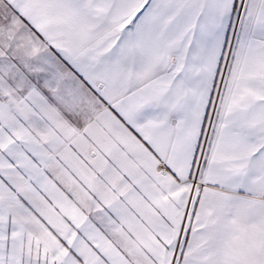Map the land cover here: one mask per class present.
Returning a JSON list of instances; mask_svg holds the SVG:
<instances>
[{
    "label": "snow or ice",
    "instance_id": "obj_1",
    "mask_svg": "<svg viewBox=\"0 0 264 264\" xmlns=\"http://www.w3.org/2000/svg\"><path fill=\"white\" fill-rule=\"evenodd\" d=\"M0 264H264V0H0Z\"/></svg>",
    "mask_w": 264,
    "mask_h": 264
}]
</instances>
